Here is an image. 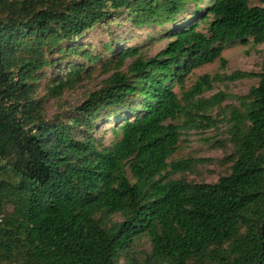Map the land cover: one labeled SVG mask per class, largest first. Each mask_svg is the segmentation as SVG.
<instances>
[{
	"label": "trees",
	"instance_id": "trees-1",
	"mask_svg": "<svg viewBox=\"0 0 264 264\" xmlns=\"http://www.w3.org/2000/svg\"><path fill=\"white\" fill-rule=\"evenodd\" d=\"M200 1L0 0V203L14 206L0 220V264H119L145 235L150 264H264V62L258 85L232 111L230 173L213 184L190 183L171 174L203 160L169 162L182 135L174 122L188 113V122L210 127L200 113L224 99L196 97L219 80L255 74L204 75L182 98L174 86L217 60L226 65L222 53L237 41L263 44L264 0L254 7L211 0L200 18L208 33L197 23L178 28L150 60L137 57V47L122 51L121 65L136 57L129 71L112 74L68 120L46 119L44 102L35 99L39 73L58 65L54 55H87L71 43L97 25L121 13L136 28L165 26ZM59 70L55 94L84 72ZM119 108L132 118L120 117L113 132L121 139L100 148L89 128ZM117 215L123 221L112 223Z\"/></svg>",
	"mask_w": 264,
	"mask_h": 264
},
{
	"label": "rangeland",
	"instance_id": "rangeland-1",
	"mask_svg": "<svg viewBox=\"0 0 264 264\" xmlns=\"http://www.w3.org/2000/svg\"><path fill=\"white\" fill-rule=\"evenodd\" d=\"M22 1V0H20ZM211 0H201L198 5L189 3L186 11L174 23L165 26H146L136 28L128 14L118 13L116 19L109 20L97 25L89 31L77 43L71 45L81 48L87 55L55 54L58 65L48 67L39 73L35 81L36 100H42L46 110V119H56L58 116L68 120L74 116V109L81 106L88 100L90 94L103 89L106 83L117 71L128 72L131 63L135 58H129L120 64V53L128 48H139L138 56L150 60L166 48L171 40V35L178 28L188 26L191 23L199 24V30L208 33V22L200 20L201 16H207V7ZM249 5L262 6L259 0H248ZM196 6L198 8H196ZM65 51L68 50L67 44ZM222 57L226 60L223 66L220 60L202 68L194 70L186 79L183 88L175 85L174 89L182 98L183 91H188L204 75L221 77L229 76L237 71L255 74L250 78H241L235 81L219 80L213 84L211 90L197 96L196 99H210L216 94H222L223 101L213 108H206L205 114L212 119V126L205 128L203 123L188 122L189 114L181 116L174 123L181 125L182 135L179 149L169 162L179 160L195 159L203 160L195 164L192 171L185 173H172L174 180L184 179L190 183L213 184L225 175L230 173L231 163L225 158L235 152V145L232 140V111L234 108H241L242 98L247 96L250 89L259 83L258 74L261 73L264 62V43L254 44L253 38H248L246 43L237 41L225 48ZM83 67V74L78 81L67 88L61 94L52 91L54 79L60 75L59 68L63 73L69 70L70 66ZM118 115L108 118L100 117L89 128L88 134L93 136L100 148L110 147L121 139L113 130L120 126L123 120L120 117L132 118L125 110L119 108ZM120 120V121H119ZM215 121V122H214ZM87 128L77 129L79 134H86ZM82 136V135H81ZM130 176L131 173L129 172ZM14 211V206L8 202L0 203V220L6 219ZM112 223L122 222L123 217L114 216ZM1 223V221H0ZM111 223V224H112ZM152 253V243L148 236L135 239L129 249L124 252L119 264H129L135 259L138 264H150L149 256ZM8 264V263H5Z\"/></svg>",
	"mask_w": 264,
	"mask_h": 264
}]
</instances>
